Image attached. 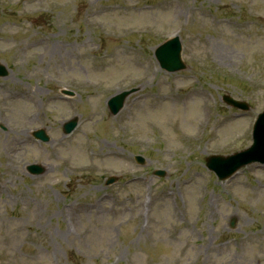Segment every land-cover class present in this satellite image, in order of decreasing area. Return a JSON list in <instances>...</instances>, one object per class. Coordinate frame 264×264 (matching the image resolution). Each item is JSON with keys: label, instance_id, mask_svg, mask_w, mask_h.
<instances>
[{"label": "rangeland", "instance_id": "obj_1", "mask_svg": "<svg viewBox=\"0 0 264 264\" xmlns=\"http://www.w3.org/2000/svg\"><path fill=\"white\" fill-rule=\"evenodd\" d=\"M173 33L187 68L156 72L142 51ZM0 64V264H264V168L219 183L201 165L250 145L264 111V0H0Z\"/></svg>", "mask_w": 264, "mask_h": 264}, {"label": "water", "instance_id": "obj_2", "mask_svg": "<svg viewBox=\"0 0 264 264\" xmlns=\"http://www.w3.org/2000/svg\"><path fill=\"white\" fill-rule=\"evenodd\" d=\"M168 47V46H167ZM161 48L162 49V51H163V53H165L167 56H168V59L171 61V62H173V63H176L177 62V60H178V51H179V46H178V44H176L175 46H174V48L173 49H168V48ZM160 49V50H161ZM159 50V51H160ZM171 64V63H170ZM262 118H264V115H263V117ZM74 122H72L70 125H68V126H66V128L67 129H71V128H73V126H74ZM36 136L37 137H41V138H43V135H42V132H38L37 134H36ZM264 145V128L263 129H261L260 131H258V134H257V140H256V146H255V148L253 149L254 151H256V149H258L259 147H261V146H263ZM247 154V153H246ZM251 155H253L252 153H251ZM223 163H226V160H221ZM214 162V161H213ZM213 162H209L208 163V166L209 167H211V165L213 164ZM223 166H225L226 168L228 167V165L227 164H224Z\"/></svg>", "mask_w": 264, "mask_h": 264}]
</instances>
